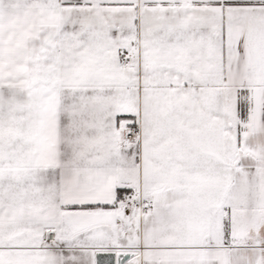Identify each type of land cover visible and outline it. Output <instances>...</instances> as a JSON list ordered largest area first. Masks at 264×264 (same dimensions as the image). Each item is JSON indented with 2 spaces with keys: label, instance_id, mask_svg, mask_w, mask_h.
<instances>
[{
  "label": "snow or ice",
  "instance_id": "snow-or-ice-1",
  "mask_svg": "<svg viewBox=\"0 0 264 264\" xmlns=\"http://www.w3.org/2000/svg\"><path fill=\"white\" fill-rule=\"evenodd\" d=\"M0 264H264V0H0Z\"/></svg>",
  "mask_w": 264,
  "mask_h": 264
}]
</instances>
